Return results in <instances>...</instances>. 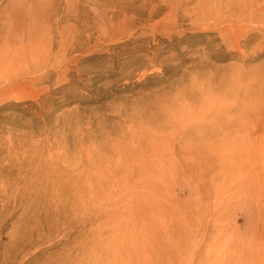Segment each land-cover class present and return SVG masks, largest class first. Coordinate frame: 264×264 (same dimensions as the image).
Returning a JSON list of instances; mask_svg holds the SVG:
<instances>
[{"label": "rangeland", "instance_id": "rangeland-1", "mask_svg": "<svg viewBox=\"0 0 264 264\" xmlns=\"http://www.w3.org/2000/svg\"><path fill=\"white\" fill-rule=\"evenodd\" d=\"M261 172L264 0H0V264H264Z\"/></svg>", "mask_w": 264, "mask_h": 264}, {"label": "bare ground", "instance_id": "bare-ground-1", "mask_svg": "<svg viewBox=\"0 0 264 264\" xmlns=\"http://www.w3.org/2000/svg\"><path fill=\"white\" fill-rule=\"evenodd\" d=\"M260 175H264V172H261ZM260 178H261V177H259V180H260ZM261 182H262V184H264V181H261ZM259 184H260V182H259ZM128 245H132V244H128ZM131 247H132V246H131ZM262 262H264V261H262Z\"/></svg>", "mask_w": 264, "mask_h": 264}]
</instances>
